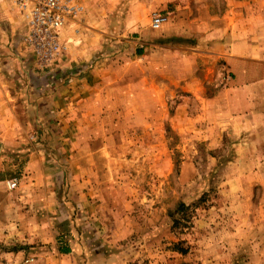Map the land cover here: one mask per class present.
<instances>
[{
	"label": "rangeland",
	"instance_id": "374dc122",
	"mask_svg": "<svg viewBox=\"0 0 264 264\" xmlns=\"http://www.w3.org/2000/svg\"><path fill=\"white\" fill-rule=\"evenodd\" d=\"M12 1L0 264H264V0H67L52 53Z\"/></svg>",
	"mask_w": 264,
	"mask_h": 264
},
{
	"label": "built area",
	"instance_id": "2783aa9c",
	"mask_svg": "<svg viewBox=\"0 0 264 264\" xmlns=\"http://www.w3.org/2000/svg\"><path fill=\"white\" fill-rule=\"evenodd\" d=\"M27 1L33 4L28 14L29 21L32 28H34L31 40L37 43L40 46L39 48L44 49L45 52H54L58 47L55 43H52V37H55L57 29L66 24L72 7L67 0H19L25 7ZM164 21L165 17L157 15L154 18L153 25L158 28ZM7 184L10 189H14L18 181L12 179Z\"/></svg>",
	"mask_w": 264,
	"mask_h": 264
},
{
	"label": "crops",
	"instance_id": "0c3cea01",
	"mask_svg": "<svg viewBox=\"0 0 264 264\" xmlns=\"http://www.w3.org/2000/svg\"><path fill=\"white\" fill-rule=\"evenodd\" d=\"M16 18H18L17 17V9H16V6L14 5L13 1L12 0H0V32H1L2 29H4V30L8 29L7 31H11L12 30V32H14L16 29L14 27V22L12 20L16 19ZM214 18H216V17H214ZM175 20H176V18L173 20V22ZM170 26L175 30V32H178L181 29V27L178 24V21L175 22V23H172V25H170ZM188 30H189L188 31V35H192V29L190 28ZM209 30H211V28H209ZM214 100L217 103L216 104V112L217 113L222 112V116L228 115V116H231V118L235 117V119H238L240 121H249V120H247L246 116H242L241 113L249 112L250 115L248 114V118L251 116L252 113L253 114H258L256 110H252L253 101L255 99L253 100V98L251 96L248 97V98L242 99V104H241V102L239 104V106H240L239 109L240 110H234V112L230 111V108H228V110L226 111V108L223 107L224 104L223 105L219 104L220 101H219L218 97L214 98ZM234 100H235L234 98L231 100V101H233L231 103L233 106H235L234 105ZM262 109L264 110V108H262ZM235 112H236V114H235ZM48 264H64V263H61V262L51 263V262H49ZM67 264H79V263H74L72 261V263H67Z\"/></svg>",
	"mask_w": 264,
	"mask_h": 264
}]
</instances>
